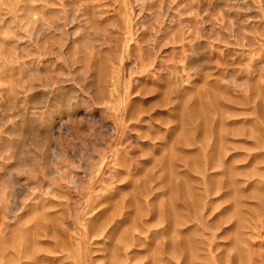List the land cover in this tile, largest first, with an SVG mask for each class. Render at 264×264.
Segmentation results:
<instances>
[{
	"label": "rangeland",
	"instance_id": "374dc122",
	"mask_svg": "<svg viewBox=\"0 0 264 264\" xmlns=\"http://www.w3.org/2000/svg\"><path fill=\"white\" fill-rule=\"evenodd\" d=\"M0 264H264V0H0Z\"/></svg>",
	"mask_w": 264,
	"mask_h": 264
}]
</instances>
